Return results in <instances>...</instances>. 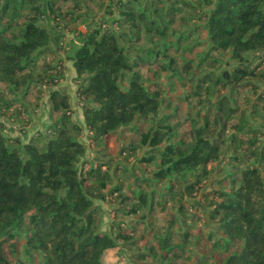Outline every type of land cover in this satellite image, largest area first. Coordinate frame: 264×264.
Here are the masks:
<instances>
[{
    "label": "trees",
    "instance_id": "trees-1",
    "mask_svg": "<svg viewBox=\"0 0 264 264\" xmlns=\"http://www.w3.org/2000/svg\"><path fill=\"white\" fill-rule=\"evenodd\" d=\"M94 5L0 0V84L39 98L52 88L44 130L25 140L0 122V264H264V0H109L98 21L88 18ZM66 61L83 123L58 86ZM158 74L181 94L165 96ZM118 130L128 138L119 153L155 162L151 177L131 185L111 156L85 157L78 135L86 131L99 155ZM211 164L223 165L201 192ZM198 195L200 205L186 198ZM94 200H114L128 221L100 229ZM162 212L158 234L152 220ZM200 213L217 222V240L189 232ZM140 240L145 250L123 251Z\"/></svg>",
    "mask_w": 264,
    "mask_h": 264
},
{
    "label": "rangeland",
    "instance_id": "rangeland-1",
    "mask_svg": "<svg viewBox=\"0 0 264 264\" xmlns=\"http://www.w3.org/2000/svg\"><path fill=\"white\" fill-rule=\"evenodd\" d=\"M95 1V5L92 6H85V10L87 11L88 9H90L91 7L93 8V13H90L88 16V18H95V21H98V19L100 18L102 12L106 11V4L108 3L109 0H94ZM97 12V13H96ZM85 13V11H84ZM97 14V16H96ZM114 17V15L112 16ZM89 20V19H88ZM41 23L44 25L45 23L47 24V22L45 21H41ZM86 20H84L81 24H79L78 29H84V25H86ZM126 28H120L119 30H117V33H124L126 30H124ZM72 36V34L70 33H66V37L65 40L68 41V39ZM65 41V42H66ZM64 42V41H63ZM120 42L121 44H123L125 47H128L129 45H132V43L130 41H127V38L125 37H121L120 38ZM141 42L146 43V39H143ZM203 47H198L197 51H200ZM170 53L173 54V51L170 50ZM175 55V53H174ZM177 55V54H176ZM225 57L227 58V56H223L222 58L225 59ZM258 56H252L251 60L257 59ZM176 59L178 60L177 63H179V61L181 60L180 56H177ZM225 60H223L222 62H224ZM66 67L70 66V62H67L64 64ZM224 65V64H223ZM162 75L164 74H158V78L157 76L154 77V82L156 83V81L161 84V86H163L165 88V92L164 95L165 96H175L178 94H181V90L182 88L179 86L178 82L176 80H174L173 78H168L166 76V74L164 75L165 77H162ZM162 77V78H161ZM161 78V79H159ZM69 86V84L67 85ZM261 89H264V84L261 85ZM0 92H6V88L3 84H0ZM49 92H44L41 95V97L39 98L36 93L34 92V90H30L26 93V95H24L22 92L15 93L12 94L11 92H6V94L3 97V101L6 100H13L15 99L16 101L14 102V104H12L9 108L7 109H3L2 111L3 113L0 112V115H6L7 118H5L6 120L8 119V121L11 123H9L8 125H12V127H10V129L14 132V136H21L23 139L27 140L29 138V136L35 132L36 130H40L39 127L41 126L42 121H48L47 116L49 113V107L48 110L45 107V101L47 99ZM24 95V96H23ZM18 100V101H17ZM3 101H0L1 103ZM43 104V105H40ZM48 106V105H47ZM41 110L40 114H38V110ZM80 114V111L78 109L73 111V115L71 116L73 119H77V116ZM33 117H35V122H33ZM1 118V116H0ZM255 124L260 125V122L258 119L254 120ZM44 124V123H43ZM4 125V123H3ZM30 125V132H24L25 129H27V127ZM40 125V126H39ZM44 130V127L43 129ZM4 133H6L5 131V127H4ZM26 133V135L24 136V134ZM86 131H83V133L79 136L78 138H80L83 142L87 143V150H86V155L85 157H87L88 161L91 162H97L99 161V157H104L107 158L108 156H111L113 159V167L117 165V163H122L123 165L126 166L127 169H129L130 174L132 176H124L125 179L128 181V183H131V185L133 184V176L135 175H139V176H145V177H151L152 171H154V169L156 168V163L155 162H151L150 164H143V163H138L136 159L133 158H126L124 159L122 154H120V149L128 143V138L126 136H124L120 130H118L117 135L115 137H112L110 139L107 140V145L106 148H101V152L99 155H97V153H95V147L93 146V143L91 141H89L87 139L86 136ZM80 163H78V167ZM224 164V163H223ZM221 164V165H223ZM219 166L214 164L208 165L207 169H209L208 173L206 176H203L201 178V184H203V188L201 189L202 191H207L209 190V188L211 187V183L213 178H215L217 176V169L218 167H220L221 165L218 164ZM119 169V168H118ZM188 177V176H186ZM182 179H185L184 176L181 175ZM193 180V179H191ZM196 185V186H200ZM134 185V184H133ZM127 189V188H126ZM136 189V188H134ZM124 191V189H123ZM188 201L196 204V205H200L201 201L199 200V195L194 197V198H189L186 197ZM94 204L99 205L102 209V224L100 226V229L104 230L107 228V226L109 225V223L111 222L112 219H114V221H120L121 219H124L125 221H128L129 217L123 216L120 213H114L113 209H115V207L118 205L116 204V202L114 200H94ZM202 207V206H201ZM205 210V208H203ZM207 211V210H206ZM203 213H200L199 216V222L197 221V224L195 226L192 227H188V224H186L185 226L182 225L183 230L186 229V226L189 228V232L192 234V236L197 237L196 234L200 233V234H204L206 235L207 232L211 231L212 232V239L217 240L219 238V236L222 234L221 231L219 229H217V222L215 221H210L207 219L206 215L203 216ZM166 214L165 212H162V214H158L156 215V217L154 218V220H152V222H155V226L158 229H155L154 226L153 229L156 231L155 233H160V227L161 225H163L165 223V219H166ZM116 217V218H115ZM204 238V237H203ZM194 239V238H193ZM211 239V240H212ZM154 239H152L151 237H149L146 241L148 242H153ZM212 240V241H213ZM144 244H145V240H140L138 246L134 247L133 249H123V251L129 255L132 252H136L139 248H143L144 249ZM18 245H20V243H18ZM191 248V251L194 252V254H196L197 252L202 253L203 250H199L198 246L195 245H189L188 249ZM145 250V249H144ZM207 254V253H206ZM195 258V256L193 257ZM205 261L208 263H211L212 260L208 257L205 256L204 257ZM151 259H147V261L144 264H150ZM38 261V258L33 259V263H36Z\"/></svg>",
    "mask_w": 264,
    "mask_h": 264
},
{
    "label": "crops",
    "instance_id": "crops-1",
    "mask_svg": "<svg viewBox=\"0 0 264 264\" xmlns=\"http://www.w3.org/2000/svg\"><path fill=\"white\" fill-rule=\"evenodd\" d=\"M47 25L52 26V23L49 22V24H47ZM80 30L81 31H85V27H84V29L81 28ZM67 62H69V61H66L65 63H67ZM74 75H75V71H74V69L72 67V64L70 62V66L67 67V71L64 74V77L60 80L58 86H64L66 88L67 93L69 94L70 100H71V103H72V109H73L72 111H74L76 109H78L80 111V114L77 116V119H74V120H77L78 122L83 123V113H82V109L80 108V103L78 102L77 97H76V94H75V91H76L77 86H76V84H74L71 81V79H72V77ZM68 84H69V86H67ZM51 90H52L51 87H44L43 88V91L44 92H49L50 93ZM48 97H49V94H48L47 99H46L45 104H44L45 107L47 108V110H48V107H49ZM40 105H43V104H40ZM0 112L3 113L2 109L0 110ZM40 112H41V110L39 109L37 115H39ZM71 115H73V112H71ZM0 116H1L0 122L2 124L4 123V127H5L6 133L9 134V135H11V136H13L14 135V132L10 129V127H12V125L11 126L8 125L10 122L8 121V119L7 120L5 119V118H7V116L6 115H0ZM32 121L35 122V117H33V120ZM46 123H47V121H42L41 126L39 125L40 126L39 129L42 130ZM29 127H30V125L27 127V129H25L24 132L29 133L30 132V128Z\"/></svg>",
    "mask_w": 264,
    "mask_h": 264
},
{
    "label": "built area",
    "instance_id": "built-area-1",
    "mask_svg": "<svg viewBox=\"0 0 264 264\" xmlns=\"http://www.w3.org/2000/svg\"><path fill=\"white\" fill-rule=\"evenodd\" d=\"M102 25H103V26H105V24H104V23H103Z\"/></svg>",
    "mask_w": 264,
    "mask_h": 264
}]
</instances>
